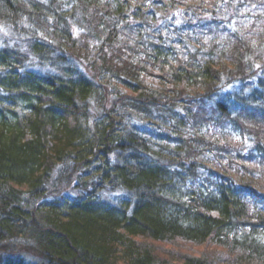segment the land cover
<instances>
[{"label": "trees", "instance_id": "16d2710c", "mask_svg": "<svg viewBox=\"0 0 264 264\" xmlns=\"http://www.w3.org/2000/svg\"><path fill=\"white\" fill-rule=\"evenodd\" d=\"M263 240L264 0H0V264Z\"/></svg>", "mask_w": 264, "mask_h": 264}, {"label": "rangeland", "instance_id": "374dc122", "mask_svg": "<svg viewBox=\"0 0 264 264\" xmlns=\"http://www.w3.org/2000/svg\"><path fill=\"white\" fill-rule=\"evenodd\" d=\"M264 241V240H263ZM215 252H223V249L222 248H219V249H216L214 250Z\"/></svg>", "mask_w": 264, "mask_h": 264}]
</instances>
